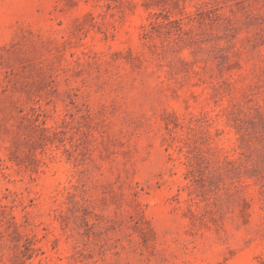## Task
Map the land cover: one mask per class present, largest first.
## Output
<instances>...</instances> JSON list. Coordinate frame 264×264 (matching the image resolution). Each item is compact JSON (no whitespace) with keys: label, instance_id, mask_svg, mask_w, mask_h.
<instances>
[{"label":"rangeland","instance_id":"374dc122","mask_svg":"<svg viewBox=\"0 0 264 264\" xmlns=\"http://www.w3.org/2000/svg\"><path fill=\"white\" fill-rule=\"evenodd\" d=\"M0 264H264V0H0Z\"/></svg>","mask_w":264,"mask_h":264}]
</instances>
